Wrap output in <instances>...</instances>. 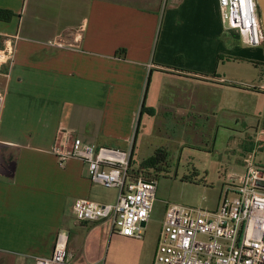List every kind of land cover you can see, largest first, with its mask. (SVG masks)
<instances>
[{"label": "crops", "instance_id": "obj_1", "mask_svg": "<svg viewBox=\"0 0 264 264\" xmlns=\"http://www.w3.org/2000/svg\"><path fill=\"white\" fill-rule=\"evenodd\" d=\"M0 10L11 13L0 47L12 48L0 64V264L50 256L60 231L66 264H153L159 232L132 238L76 219V199L113 203L118 191L92 183L80 159L57 163L60 127L130 150L131 165L147 130L156 151L212 119L254 130L239 139L237 166L264 149V43L244 44L218 0H0ZM60 34L64 46L48 44Z\"/></svg>", "mask_w": 264, "mask_h": 264}, {"label": "built area", "instance_id": "obj_2", "mask_svg": "<svg viewBox=\"0 0 264 264\" xmlns=\"http://www.w3.org/2000/svg\"><path fill=\"white\" fill-rule=\"evenodd\" d=\"M222 22L236 29L246 45L264 43L257 0H218ZM62 47L64 35L48 41ZM10 42L0 48V64L11 60ZM0 91V104L2 102ZM59 165L83 161L92 183L118 191L113 203L78 198L73 213L80 221L108 220L113 231L141 238L156 196V180L131 169V151L84 142L73 129L60 127L50 147ZM242 171L224 177L215 209L177 203L167 205L159 230L153 264H264V166L255 150L242 158ZM68 236L57 233L48 257L27 264H66Z\"/></svg>", "mask_w": 264, "mask_h": 264}, {"label": "rangeland", "instance_id": "obj_3", "mask_svg": "<svg viewBox=\"0 0 264 264\" xmlns=\"http://www.w3.org/2000/svg\"><path fill=\"white\" fill-rule=\"evenodd\" d=\"M246 74H252V71ZM217 123L220 121L213 119L211 122L193 123L192 128L189 127L194 135L191 141L187 138V128H179L180 138L177 133L171 132L169 142L162 146L167 153L166 158L156 167H143L141 161L154 154V146L161 145L156 143L159 140L149 130L138 137L131 169L156 180L155 200L143 230L146 234L152 236L159 232L170 203L215 209L222 195L225 175L230 171H242L234 160L242 151L239 139L246 133H254V130L237 125L228 131ZM255 160L264 166V149L255 151Z\"/></svg>", "mask_w": 264, "mask_h": 264}, {"label": "trees", "instance_id": "obj_4", "mask_svg": "<svg viewBox=\"0 0 264 264\" xmlns=\"http://www.w3.org/2000/svg\"><path fill=\"white\" fill-rule=\"evenodd\" d=\"M11 13L6 12L4 10H0V18L3 20H8L10 18ZM167 153L164 149H157L154 154L142 162L143 167H156L157 163L166 158ZM187 180V178H185Z\"/></svg>", "mask_w": 264, "mask_h": 264}, {"label": "water", "instance_id": "obj_5", "mask_svg": "<svg viewBox=\"0 0 264 264\" xmlns=\"http://www.w3.org/2000/svg\"><path fill=\"white\" fill-rule=\"evenodd\" d=\"M258 9H259V16L261 20V24L264 31V0H257ZM145 225V222H142V226Z\"/></svg>", "mask_w": 264, "mask_h": 264}]
</instances>
